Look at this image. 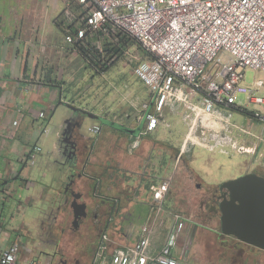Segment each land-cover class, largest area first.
Wrapping results in <instances>:
<instances>
[{
    "label": "rangeland",
    "instance_id": "1",
    "mask_svg": "<svg viewBox=\"0 0 264 264\" xmlns=\"http://www.w3.org/2000/svg\"><path fill=\"white\" fill-rule=\"evenodd\" d=\"M63 2L65 3L64 0L55 1L52 11L56 12L55 25L62 29L64 35L73 36V30L78 24L70 19L69 12H63ZM47 30H52L53 41L73 48L74 44L67 43L63 35L56 33L54 37L56 31L60 32L57 28L50 25ZM116 32L119 31L89 32L80 43L74 42L88 52L91 48L103 50L105 42L109 41L118 51L110 55L100 51V65H95L87 55L83 59L78 54L79 58L75 55V50H70L63 66V99L82 111L134 128L147 111L143 105L149 102V96L144 85L134 75L133 68L138 61L152 56L135 40L119 32L126 40L120 41ZM100 67L104 69L101 70ZM254 79L262 80L263 91L264 73L246 69L245 82L251 84ZM244 104V97L239 95L237 105ZM245 108L248 114L231 110L233 121L249 128L251 132H260L263 124L253 121L249 115L253 106L247 104ZM69 111L62 104L55 107L49 121L46 123L44 120L49 133L41 134L38 139L36 136L31 142L30 146L37 141L45 153L42 162L36 161L31 180L54 183L55 176L59 174L54 163L57 157L52 151L56 145L60 146L61 127ZM81 131L84 137L78 141L75 169V174L79 173L80 177L76 178L72 187L75 192L81 193L78 201L86 204L87 217L81 218L77 230L71 225L72 197L62 191L69 172L66 163L60 164L63 180L57 194L49 198V203L40 209L42 219L34 222L31 227L34 209L33 204H27L26 210L23 208L17 211L14 208L11 222L7 220L9 228L16 227L24 231L19 237L15 236V241L22 248L32 250L33 245L38 244L37 238H40L38 255L31 254L34 262L59 264V259H65L69 264H89L97 235L105 224L104 220L114 199L118 200L119 213L109 224L111 238L114 243L130 242L142 222L143 215H146L154 203L151 187L162 181H169L163 206L167 211L177 213L184 221L183 232L178 237L176 247L171 250L173 255L178 256L182 249H187L186 264H264L263 250L237 242L234 236L221 234L218 215L209 211L218 185L245 174L244 167L249 163L248 156L241 155L238 151L225 153L199 147L193 148L189 154L178 156L184 127L179 116L171 114L167 109L162 111L156 128L140 136L139 144L132 152L128 151L129 136L101 125L97 119L86 116L82 120ZM260 154L261 148L254 156L258 163L264 165ZM26 170L25 168L24 172ZM29 192L30 190H25L26 194ZM53 199L55 202H50ZM3 204L4 200L0 198V208ZM4 211L7 212V208ZM5 215L6 213L2 217ZM54 215L56 220L53 222ZM48 222L53 224V229L48 235H43L39 226ZM170 222L171 215H168L164 224L155 226L160 240L167 236ZM4 224L6 226L0 220V226L4 228ZM162 228L165 230L162 231ZM7 237L10 236L1 234L0 244ZM31 241H35L33 245Z\"/></svg>",
    "mask_w": 264,
    "mask_h": 264
},
{
    "label": "built area",
    "instance_id": "2",
    "mask_svg": "<svg viewBox=\"0 0 264 264\" xmlns=\"http://www.w3.org/2000/svg\"><path fill=\"white\" fill-rule=\"evenodd\" d=\"M64 1L65 12L78 24L73 36H65L67 42L80 43L89 32L117 30L152 56L133 68L151 97L143 105L148 112L138 136H129V152L138 146L140 136L156 128L167 109L179 116L184 127L178 156L195 147L238 151L236 134L240 133L254 142L256 151L262 145L264 159L263 83L260 79L245 82L246 69L264 73V0ZM239 95L244 97L242 106L237 105ZM247 104L253 106L250 118L263 124L260 132H251L232 119L231 110L248 114ZM39 116L45 117L43 113ZM48 133L46 125L41 127L40 135ZM38 151L35 142L23 156L24 164L32 166ZM168 187L169 181L151 187L154 203L130 242H113L109 218L97 235L89 264H186L187 249L178 256L171 253L184 221L163 206ZM168 215L170 227L160 240L155 226L164 224ZM1 234L8 236L9 232L0 226ZM21 251L17 241L2 242L0 264H39L31 257L23 260Z\"/></svg>",
    "mask_w": 264,
    "mask_h": 264
},
{
    "label": "crops",
    "instance_id": "3",
    "mask_svg": "<svg viewBox=\"0 0 264 264\" xmlns=\"http://www.w3.org/2000/svg\"><path fill=\"white\" fill-rule=\"evenodd\" d=\"M55 1L0 0V198L4 200L0 208V220L6 223L3 229L10 236L3 239L6 245L15 241V236L19 237L24 233L19 228L11 229L8 226L7 220L11 222L13 209L26 210L27 204H33L32 227L34 222L42 219L40 209L49 203V198L57 194L63 180V171L57 159L54 163L59 174L55 176L54 183H38L30 179L36 161L40 163L45 158L39 144L35 163L28 166L23 160V156L31 149V142L36 136L37 139L42 136L40 129L45 125L44 120L46 123L49 121L54 108L62 104L60 100L65 102L63 66L73 48L53 41L52 30H47L50 25L54 26L61 32L54 31V37L59 33L65 39L62 29L55 25L56 12H52ZM62 9L63 12L66 11L64 2ZM75 12L78 13V10L75 9ZM74 53L79 57L76 51ZM146 90L150 101V92L147 88ZM40 113L45 117H40ZM14 121H17L16 125ZM236 135L239 142L238 152L249 157V163L244 167L245 174L255 172L264 176V165L258 163L254 156V142L243 134ZM57 148L58 145L52 151L55 155ZM259 148L263 149L261 145ZM189 157L191 160V156ZM25 190L30 192L26 194ZM50 202L54 203L55 199ZM5 208L7 212L4 211ZM4 213L6 215L2 217ZM147 214L148 211L143 215L142 222ZM37 251V248H22L21 258L24 260L31 257L34 260L31 254L38 255Z\"/></svg>",
    "mask_w": 264,
    "mask_h": 264
},
{
    "label": "water",
    "instance_id": "4",
    "mask_svg": "<svg viewBox=\"0 0 264 264\" xmlns=\"http://www.w3.org/2000/svg\"><path fill=\"white\" fill-rule=\"evenodd\" d=\"M59 102L73 111L78 110L66 102ZM83 112L86 116L97 119L102 125L138 136L148 110L134 128L87 111ZM217 193L216 203L211 206L210 211L214 210V214L219 217L221 234L234 236L237 242L264 251V177L255 172L243 174L221 182ZM72 196L70 207L73 211V225L76 227L78 220L86 216V204L78 202L80 193Z\"/></svg>",
    "mask_w": 264,
    "mask_h": 264
},
{
    "label": "flooded vegetation",
    "instance_id": "5",
    "mask_svg": "<svg viewBox=\"0 0 264 264\" xmlns=\"http://www.w3.org/2000/svg\"><path fill=\"white\" fill-rule=\"evenodd\" d=\"M69 110L70 111H69L68 117L65 119L66 121L63 122V125L61 127V132L59 136L61 143H60V146L57 148L56 157H57V160L60 162V164L66 163V165L68 166L67 171L69 172L66 175V181L63 185L62 191L65 195H70L73 200L72 195H74L75 193H80V192H75L72 186L75 183L76 178L80 177L79 173L75 174L76 159H77L76 152L78 148V141L84 137L81 131V125H82V120L86 118V114H84V112L81 109L74 110V111L71 109ZM58 158H61V159L59 160ZM217 197H218V193H214L212 196V202L209 206V211H210L211 206L216 203ZM71 211H72V208H71ZM118 213H119L118 200L114 199L110 207V212L107 214L104 222L106 223L109 218L112 219V221H114ZM213 213H214V210H213ZM72 215H73V211H72ZM86 217L87 216H85L84 218ZM55 220H56V216L54 215L53 222ZM80 221L81 219L78 220V224L75 227L73 225V220H72L71 225L75 230H77V228L79 227ZM45 226L47 228V231H46ZM52 229H53V224L49 222L46 225L42 224L40 226V231L42 232L43 235L44 234L48 235ZM39 240L40 238H37L38 244L35 246L33 245L35 241H31V244L33 245L32 249H36L37 246L41 245ZM62 263L69 264L67 260L59 259V264H62Z\"/></svg>",
    "mask_w": 264,
    "mask_h": 264
},
{
    "label": "trees",
    "instance_id": "6",
    "mask_svg": "<svg viewBox=\"0 0 264 264\" xmlns=\"http://www.w3.org/2000/svg\"><path fill=\"white\" fill-rule=\"evenodd\" d=\"M117 33V32H116ZM119 37V40L124 41L125 37L123 35H121L119 32L116 34ZM126 41V40H125ZM72 44V43H71ZM73 49L82 56L83 59H85L88 56V59L94 63L95 65H100L99 62L101 61L102 57H101V53L100 50H98L97 48L95 49H90L88 52H85L83 49H81V47L79 45H75L76 43H73ZM105 55H110L113 54L115 52L118 51V49L116 48V46H114L113 44H111V42L107 41L104 44L103 50ZM87 55V56H86ZM101 70H103L104 68L100 67Z\"/></svg>",
    "mask_w": 264,
    "mask_h": 264
}]
</instances>
